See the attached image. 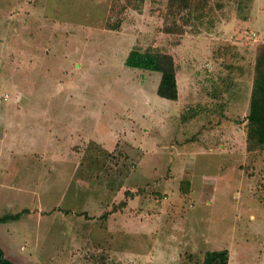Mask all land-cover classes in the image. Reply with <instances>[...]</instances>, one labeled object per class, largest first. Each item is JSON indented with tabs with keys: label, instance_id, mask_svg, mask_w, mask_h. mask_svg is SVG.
<instances>
[{
	"label": "rangeland",
	"instance_id": "1",
	"mask_svg": "<svg viewBox=\"0 0 264 264\" xmlns=\"http://www.w3.org/2000/svg\"><path fill=\"white\" fill-rule=\"evenodd\" d=\"M165 6L0 0V216L20 214L0 224V249L12 264H201L216 250L264 264V151L243 152L237 123L264 0H212L180 36L161 32ZM132 46L172 56L175 101L155 95L158 73L123 66Z\"/></svg>",
	"mask_w": 264,
	"mask_h": 264
},
{
	"label": "trees",
	"instance_id": "2",
	"mask_svg": "<svg viewBox=\"0 0 264 264\" xmlns=\"http://www.w3.org/2000/svg\"><path fill=\"white\" fill-rule=\"evenodd\" d=\"M211 1L166 0V14L162 16L161 32L167 35H182L185 32V27L189 26L192 20H199L211 12ZM215 6L216 8L220 7L218 4ZM109 9L110 13L114 7L110 6ZM176 21H179V23ZM120 23V19L110 22V18L107 17L104 28L118 30ZM252 47L253 57L247 110L242 120L237 122L243 133V152L245 154L264 151V43L254 42ZM123 66L128 69L158 73L159 78L155 87V95L168 101L177 99L175 63L169 53L152 48L132 46L123 60ZM137 192H140V190L135 193ZM123 194L127 197L132 196L129 191H124ZM117 205L122 206L124 203L120 202ZM113 208L115 209V206ZM19 216V213L4 214L0 216V224L7 221H16ZM101 217L105 218L106 214L103 213ZM227 258L226 250L206 251L202 256L201 264H227ZM102 262L100 260L99 264H103ZM0 264H12L5 258L1 249Z\"/></svg>",
	"mask_w": 264,
	"mask_h": 264
},
{
	"label": "crops",
	"instance_id": "3",
	"mask_svg": "<svg viewBox=\"0 0 264 264\" xmlns=\"http://www.w3.org/2000/svg\"><path fill=\"white\" fill-rule=\"evenodd\" d=\"M42 148H43V147H41V149H42ZM44 153H45V152H44ZM30 154H32V155H33L34 153H31V152H30ZM8 214H9V213H8ZM1 216H2V215H1Z\"/></svg>",
	"mask_w": 264,
	"mask_h": 264
}]
</instances>
